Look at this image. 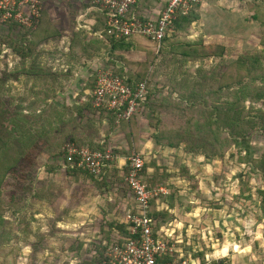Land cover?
Wrapping results in <instances>:
<instances>
[{
	"label": "rangeland",
	"instance_id": "rangeland-1",
	"mask_svg": "<svg viewBox=\"0 0 264 264\" xmlns=\"http://www.w3.org/2000/svg\"><path fill=\"white\" fill-rule=\"evenodd\" d=\"M87 1L90 3L91 0ZM41 3L42 9L51 13L56 7L68 5L72 9L76 7L71 0H41ZM255 15H257V19H254ZM191 18L192 23L181 22L174 27L176 30L174 29V32L169 34L170 38L162 42L158 53L155 51L156 46L150 41L143 37H135V42L141 48L132 47L126 58L125 55L120 56L134 64L144 62L148 65V70L154 71L153 76L156 81H151L149 84L152 96L150 107L148 106L144 112L135 116L132 122L120 125H116L104 115L98 117L93 114L91 117L87 113L85 116V122L93 120V123H96L98 118L103 119L100 120L101 123L98 122V137H94V141L91 142L99 146L111 147L113 165L108 168L112 171L108 174L104 173L107 176L111 175L110 178H113L112 182L115 184L113 189L116 188L117 191V195H114L112 192L114 190L107 187L103 188L101 192L96 190V193L93 194V190L96 189L95 182L87 178L85 174L75 175L90 186L81 185L82 198L79 201V208L76 209L89 216L96 206L97 213L100 210L97 220H94L98 217L95 211L93 219L86 222L81 221L82 230L85 228V232L87 231L88 234L83 233L77 236L63 234V232L66 233L65 225L58 229V225L53 228L54 224L50 223L57 215L56 211H60L54 200L52 203H48L45 208L33 201L35 189L40 187L51 194L53 196L51 199H55V201L62 199L63 196L69 198L73 194L80 193V189L74 193L75 188L68 186L69 180H72L74 174L67 173L70 177L65 180L59 169L53 174L45 171L49 166H53L55 169L57 166L63 167V157L59 153L65 142L58 145L57 137L50 134V140L47 141V136L42 134V138L37 140L36 145L26 155L28 159L21 162L20 166L7 175L1 184L0 264H13L15 254L17 264H71V261L74 264H87L91 260L95 233L106 232L108 228L106 222L109 223L112 220L121 222L125 209L130 207V196L124 185L123 177L127 159L132 152L139 153L144 157V165L149 164L150 166L147 172L151 170L154 173L156 171L154 168L158 166L167 172L173 171L174 175H179L182 171L183 173L189 172L194 176L191 180H186L189 190L187 197L182 196L183 199L193 203L180 202L181 206L177 216L168 212L167 214L170 216H165L166 220L173 219L165 226L169 232H172L176 225L180 224L179 230L175 232L178 236L176 237L183 241L182 250L184 249L192 256L195 254L201 257L208 254L209 260L218 258L217 255L212 254L214 251L224 250L227 254L230 249L238 250L240 247H245L243 252L258 249L263 250L264 253V178L255 162L264 154V121L256 119L258 124L250 126L251 130L246 135L250 148L248 155H245L244 150L229 146L222 157L208 160L201 155L189 153L184 143L179 144V147L176 148L167 147L168 142H177L179 138H182L183 126L196 122L202 115V108L206 109L203 113L204 117L208 116L207 112L211 108L213 109L214 103L220 104L224 108L227 91L224 88L219 90L218 87L224 82H232L233 78L240 74L238 68L231 67L223 78L227 67L237 61L240 56L258 55L264 50L261 43L264 35L262 26L264 0H203L196 11L191 13ZM5 30L6 26L0 25V36L4 35ZM4 39L7 40L2 37L0 41ZM8 43H3L1 46L3 53L0 56V109L6 105L10 111L9 114H11L13 113V104L19 103L17 96H22L25 92H17L13 89V67L18 65V61H13V51ZM206 47H209L208 51L205 49ZM220 48H225L222 57L207 58L204 56L207 52H221ZM141 50H144V54L138 52ZM151 51H155L152 57L156 61L155 64L152 63V58H148L151 56L148 55L152 53ZM104 54L103 66L111 60L110 56L105 52ZM117 62V68H121L123 64L121 61ZM134 70L138 72V66H134ZM91 76V73H85L83 79L72 83L79 89V95L84 94L85 97L90 93L91 88L88 87V81L92 80L89 79ZM218 92H221L219 100H216L219 98V94H216L215 99L209 96ZM78 93L66 94L63 97L58 96L57 99L51 98L50 100L60 103L61 98H64V104L68 103L67 108H70ZM73 98L75 99L73 100ZM204 101H206L207 107L203 103ZM193 104H201L202 108L200 106L194 108ZM22 106L24 105L22 104ZM214 109L213 112L211 111L214 113L213 119H224V112H216ZM259 109L264 111L261 102L253 105L250 100L245 102L248 125L249 122H253L252 117L258 114L257 110ZM40 113L33 110L27 111L28 124L33 126L38 122L37 124L44 127V130H46V124L52 119L55 121L62 115L68 118L66 115L70 114L50 110ZM4 116L6 115L0 114V121ZM47 134L49 135V132ZM111 136L113 139H110ZM185 138L192 140L195 136H186ZM110 142H115L117 145L114 146L113 143L111 146ZM216 148L224 150L225 147L220 144ZM118 164L122 167L115 169ZM185 167L188 171L183 169ZM63 169L65 170V168ZM161 172L163 171L161 170ZM85 176L87 179L84 178ZM38 181L45 182L40 184ZM158 183L164 185L163 182L159 181ZM51 184L53 187L50 186ZM178 184L181 185L180 182ZM30 188L32 189L30 190ZM95 194L101 200L99 205H96L92 198ZM160 196L161 193L155 197ZM23 199L28 201L25 203L26 200L22 201ZM38 212L44 218L38 215V218H35L34 215ZM108 212L112 213V219L107 216ZM45 213H47L46 216ZM22 222H31L34 228V232L28 235L27 241L21 236L17 238L13 236L15 228ZM116 224H113L114 228H116ZM20 227L23 228V224ZM37 230H45V234L43 232L36 234ZM94 230L96 232L90 235ZM81 244H86V246L81 248ZM79 248L80 251H78ZM72 251L74 257H70L68 254ZM254 262L250 263L254 264Z\"/></svg>",
	"mask_w": 264,
	"mask_h": 264
},
{
	"label": "trees",
	"instance_id": "trees-1",
	"mask_svg": "<svg viewBox=\"0 0 264 264\" xmlns=\"http://www.w3.org/2000/svg\"><path fill=\"white\" fill-rule=\"evenodd\" d=\"M198 6L199 5L194 6V8L189 12L188 15L177 17V19L173 22L172 33L174 32L175 29L174 27L178 26L179 23L183 22L190 24L193 22L191 18V13L196 11ZM46 17H47L46 10L42 9L40 22L35 29L24 28L20 26L18 23L14 22L13 20H8L0 23V25L6 26V30H5L6 32L4 33V35L0 36V39L2 37L7 38V40L4 39L0 41V56L3 53L1 46L3 45V43L5 44L6 42L7 43L9 42L8 45L13 51V61L16 60L18 61L19 64V65L16 64L18 66L17 70H15V68L13 69L14 71L13 81L14 82L16 81L18 82V84H21L22 88L19 90L22 93L25 92L22 96H17L19 103L13 104V113L9 114L10 111L6 105H3L2 108L0 109L1 111L0 114L6 115L2 117V121H0V189H1V184L4 181L5 177L10 173L14 172V170H16L20 166L21 162L28 159L26 155L28 154L30 149L36 145L37 140L42 138V134L44 136H47L46 138L47 141L50 140V134H51V136L57 137L58 145H60L61 142H65L59 155L63 157L64 165L65 164L67 165V167L65 165L67 173H72L76 176H81L79 174H83V175L85 174L87 178L95 182L96 190L101 192L103 188H107L110 185L111 186L113 185V182L110 178L111 175L107 176V174L112 171V169L108 167L113 165L112 163L113 160L108 163L107 167L104 169L101 175L94 176L89 172L83 171L77 168L76 166H74L73 163L76 160V158L75 157L69 158L65 152L66 145H75L79 148L88 147L92 150L101 151V152L110 150V152L113 155V151L108 147H104L105 145L99 146L91 142L94 141L93 140L94 137H98L99 135L98 122H100V120L102 121L103 119L98 118L99 120H97L98 122L96 123H93V120L89 122H85V116L87 115V113H89L90 115L93 114L98 115V117L104 115L108 119L112 120L114 123L116 122V116L113 112L108 111L105 108L94 107L92 90L94 89L95 86L96 74L92 73V76L89 78L92 80L88 81V87L91 88L90 93L88 95H85V97L84 94L77 95L76 96L77 98L75 97L76 99L73 101V105L70 106V108L69 107L67 108L66 104H64V106L63 104L61 106H58L57 104L51 102L50 100L51 98H55V99L58 98V95L56 93V87L65 86L63 81L65 83L67 82L69 83L70 81V79H68L69 72L64 73L62 71H51V69H49V71L43 73L44 74L43 79L41 78L40 75H38L39 72H35V75L33 77H30L29 75H25V76L23 75V77L20 78V76H18L19 74L18 71L20 69L21 71L23 70L22 72H26L23 61H25L27 57L32 56L36 52V47L39 46L38 43L40 42V40L45 38V35L47 36L48 33L51 32L50 29L51 27L49 26L50 22L48 20V17L47 19ZM140 18H145V17H140ZM100 19L98 22L100 23V27L97 28L100 32H103L102 39L103 41H105V43L109 45V50L111 51V54H114V52L116 51H122L128 53L131 52L132 47H135L137 49L141 48L134 40L135 37H140V36H134L129 39L117 40L112 36L106 34L105 16L100 15ZM254 19H257V15L254 16ZM262 26L264 27V22ZM44 27L45 30L42 31L41 29ZM168 38H170L169 35L166 38H164L162 42L166 41ZM150 42L156 46L155 51L156 53H158L159 49L161 48L162 42L160 45L152 41ZM261 43L264 46V35L262 37ZM205 49L208 51L209 47H206ZM220 49L221 52L218 53L207 52L204 54V56L207 58L222 57L223 53L225 52V48H220ZM155 51H151L152 53L148 54L151 55L150 57H148L149 59L153 57ZM161 52L163 53V51ZM120 56H114L116 61H110L112 68L111 67L108 68H111L115 75L123 78L125 84L129 87L134 88L140 82L146 83L147 93L143 103H141L142 110L139 112L141 114L148 106L150 107L151 104L150 101L152 99V96L150 94L149 84L151 81L152 82L156 81L153 76L154 71L148 70L147 69L148 65L144 62L142 63L137 62L136 64H134ZM117 61H121L124 68H122L123 66L121 68H117L116 66L117 65L116 63H118ZM151 61L154 64L156 62L155 60H153V58L151 59ZM19 66L22 67L19 68ZM134 66H138L139 68L138 72H135ZM231 67H234L236 69L238 68L240 74L234 77L232 82L230 83L224 82L223 84H220L218 87L219 90L224 88V90L227 91L226 99L224 102V108H222L220 104L214 103L212 105L213 109L215 108L214 110L216 112L218 111L224 112V119H218V118L217 120L213 119L212 115L214 113H211V111L213 110L212 108L208 110L207 112L208 116L204 117L203 113H205L206 109L202 108L201 104L198 105L193 104L194 108L200 106L204 110V111L202 110V115L199 117V119L196 122L192 124H188L187 126H183L184 128L183 131L181 132L182 138H179L177 142H168L167 143L168 148H176L179 147V144L184 143L187 148L186 150L189 153L195 155H201L208 160L214 159L215 157L216 158L222 157L225 154V150L227 151V147L229 146L230 147L233 146L235 148L244 150L245 155H248V153L250 152V148L248 147V142H247L248 137L246 135L248 131L251 130L250 126L255 125L257 123L256 119H259V121L260 119L261 121H264V111L262 109L257 110L258 114L252 117L253 122H249L250 124L248 125V123L246 122L247 116L245 112V102L250 100L251 105H253L254 103L261 102V104L264 106V50L261 51L258 55L257 54L251 56L249 55L246 57L240 56L237 59V61L231 63L227 67V71L223 74V78H225L229 68ZM42 85L46 86L47 90L42 91L41 89ZM216 94H219V98L216 99L219 100L221 97V92L212 93L209 96L215 99ZM203 103L207 107L206 101H204ZM22 104L24 106H22ZM29 110L38 111L39 113L45 110H50L53 112L55 111L68 112L70 114L69 116L66 115V117L68 118L63 117L62 115L60 118H58L55 121L54 119H52L51 121H49V123L46 124L45 126L46 130H44V127L39 126V124H37L38 122H36L33 126L28 124L29 117L27 116L28 114H26V112ZM139 113L134 114L127 121L119 122L117 125L127 124L132 122L134 120V117L137 116ZM95 125L98 127V129L93 128L96 127ZM191 126L194 127L192 128ZM90 127L91 129L89 130ZM263 129H264V125H263ZM47 132H49V135L47 134ZM186 136H195V138H193L192 140H187L185 138ZM220 144H223V146L225 147L224 150H218L216 148V146ZM255 162L257 168L262 173V177L264 178V154ZM149 168H150L149 164H145L141 175L143 177V180L148 184L149 189L152 191L158 189L159 181L165 183L166 181H169L170 178L172 179L174 176L173 171L167 172V170L161 169L158 166L156 167L157 168L156 171L152 173L151 176H149L147 172ZM46 169L48 172L51 171L50 173H54L55 171V167L53 166L52 167L49 166ZM183 169L188 171L186 167ZM161 170L163 172H161ZM104 172H106L107 174ZM126 173H127V167L125 170V175ZM86 176L84 177L85 179H87ZM179 176L185 179V181L194 178V176H192L189 172L183 173L182 171L180 172ZM123 178H125V176ZM38 182L40 184H43L45 181H38ZM124 185L126 186L127 192L129 194V189L125 181H124ZM31 189L32 188H30V190ZM52 197L53 196L51 194H48V192L44 191L43 187H40L39 189H35L33 201L37 202V201H41L42 198H45L44 200H48V202L53 200L55 202V199H51ZM24 200H26L25 203L28 201L27 199H23L22 201ZM160 200H162L161 196L160 197L153 196L150 200L149 216L153 218L156 222L154 227V233H156L158 230L162 228H165V226L168 225L173 220V219L166 220L165 216L169 217L170 215H168L167 212L165 211L158 210V204ZM39 213L40 212H38V214ZM59 215L60 214H57L56 216L60 217ZM114 223H117L116 228H114L113 226ZM22 224H23V228L20 227ZM53 224L54 225L52 227L54 228L55 223ZM106 225L108 227L107 231L106 232L102 231L104 233L101 234V237H99V239L96 240L91 251L92 253L91 260L87 262V264L102 263L107 246L112 244L119 236H128L127 225L125 224L124 219H122L121 222H115L114 220H112L109 223L106 222ZM33 232H34L33 225L31 222H25V223L22 222L19 226H17V228H15L13 232V236L15 238L21 236L22 239H25L27 241L28 235H30ZM39 233L42 232L37 230L36 234ZM176 236L177 235L175 232L174 237ZM180 242L181 243H179L178 247L181 248V245H183V241L181 240ZM84 245L85 244H81V248H83ZM186 245L184 246L185 248L187 247ZM78 251H80V248ZM73 254H74L73 251L69 252L70 257H74ZM175 256L180 257L181 259H187L189 257L193 259H199L202 263L206 262V260L209 258L208 254H205L201 257L195 254L192 256L191 254H189V252L185 251L184 249L182 250V248L175 254ZM218 263L230 264V261L228 259L223 260L219 258ZM13 264H17L16 254L15 257L13 258Z\"/></svg>",
	"mask_w": 264,
	"mask_h": 264
},
{
	"label": "built area",
	"instance_id": "built-area-1",
	"mask_svg": "<svg viewBox=\"0 0 264 264\" xmlns=\"http://www.w3.org/2000/svg\"><path fill=\"white\" fill-rule=\"evenodd\" d=\"M203 0H167L157 19L140 18L132 13L138 0H91V6L105 16V32L117 40L134 36L146 38L158 45L172 32L173 22L178 16H186ZM41 0H0V23L13 20L20 26L35 29L41 19ZM103 32H101L102 35ZM147 93L146 83L140 82L134 88L115 75L111 68H100L92 90L94 107L105 108L116 116V124L129 120L142 110ZM69 158H76L73 165L94 176L103 173L113 160L110 150L101 152L88 147L66 145ZM126 182L133 205L124 214L128 236H119L107 246L100 264H219L218 259H181L175 254L181 250L175 231L162 228L154 233L155 220L149 216L150 200L162 193L152 191L141 175L144 158L132 152L126 163Z\"/></svg>",
	"mask_w": 264,
	"mask_h": 264
},
{
	"label": "crops",
	"instance_id": "crops-1",
	"mask_svg": "<svg viewBox=\"0 0 264 264\" xmlns=\"http://www.w3.org/2000/svg\"><path fill=\"white\" fill-rule=\"evenodd\" d=\"M71 1H73V4L76 6L74 7V9H72L68 5V3H67L68 6L54 8L52 13L45 9L48 20L50 22L49 26L51 27L50 28L51 32L48 33L47 36L45 35V38L40 40V42L38 43L39 46L36 47V52L32 56L27 57L25 61H23L26 72H22L23 70L21 71L20 69L18 74L20 78L23 77V75L24 76L29 75L30 77H33L35 75V72H39L38 75H40L41 78L43 79L44 78L43 73L49 71V69H51V71H62L64 73L69 72L68 75V79H70L69 83L68 82L65 83L63 81L65 86L56 87V93L60 97H63L66 94L78 93L79 89H77V87H74L72 83H74L76 80L83 79L85 73L89 72V74L90 73L92 74L94 72L96 73L97 69L105 68L106 66L111 67V63L109 62L110 63L109 65L107 60H106L107 65L104 66L102 65L103 56L105 55L104 52L108 56H110L111 59L110 61H116L114 57L116 55L117 56L125 55L126 58L127 57L126 55H128L129 53V52L126 53L122 51H116L114 52V54H111V51L109 50V45L105 43V41H103L102 38H100L102 37V35L97 28L100 27V23L98 22L101 14L96 9H94L90 5V3H88L87 0H71ZM166 2L167 0H138L136 6H134L132 9V13L135 14L136 16L155 20L159 16L160 11L166 5ZM41 30L44 31L45 27L42 28ZM138 52L140 54H144L142 50ZM14 68L15 70H17L18 66L13 67V69ZM20 88H22V85L18 84V82L16 81L15 82L13 81V89L18 92L20 91L19 90ZM41 89L42 91L47 90L46 86L44 85L41 86ZM77 95H79V93ZM74 99L75 98H73V100ZM64 103H65L64 98H61L60 103L55 102V104H57L58 106H61V104ZM67 105L69 104L67 103L66 106ZM71 105H73V102L71 103ZM102 127L104 128L103 125ZM93 128L98 129L97 126ZM90 129L91 127L89 128V130ZM110 139H113L112 136ZM113 143L114 146L117 145L115 142ZM113 143L110 142V145L112 146ZM122 163L124 164V162ZM62 166L63 167L61 168L57 166L55 171L59 169L62 178L66 180L70 176L67 175L65 165L62 164ZM120 167L122 166H119L118 164L115 166V169H120ZM63 168H65V170ZM154 169L156 170L157 168L155 167ZM45 171L47 173L51 172V171L48 172L47 170ZM152 173L153 172L149 170L148 172L149 176H151ZM112 179L113 178H111V180ZM178 182H180L181 185H179ZM82 184L87 185V187H90L87 183H84L81 178H78L75 175L72 176V180H69L68 186L70 185L71 187L75 188L74 193H77L78 189H80L79 190L80 193L77 195L73 194L74 196L71 195L69 196V198H65L63 196L62 199H58L57 201H55L56 205L60 209V211L59 212L56 211V213L57 214L59 213L60 217L58 218L57 216H55L54 220L52 221V219H50V221L55 222V227L58 225V229L60 226L65 225L64 230L66 231V233L62 231L63 234L77 236L83 233H87V231L85 232V228H83L84 230H82L83 226L80 223L82 220L86 222L87 220H91L94 218L93 215L95 214V211L97 209L96 205L97 204L99 205L101 201L97 194L93 195L92 198L96 202V205L93 206H96V209L94 208L93 213L91 212L90 216L85 213L84 214L80 213L77 209L80 206L79 203V201L81 200L80 198H82L81 197ZM113 185L115 184L113 183ZM113 185L112 186L110 185L109 187L112 188V190H114L112 191L114 192V195H117L116 188L113 189ZM50 186L53 187V185ZM158 188L163 190V192L161 193L162 200H160L158 204V210L160 211H165L168 212L169 214L177 216L178 215L177 212L181 206L180 202H185V203L188 202L187 204L193 203L192 201H187L186 199H183V197H187V191L189 189L185 179L181 178L179 175H174L173 178L172 179L170 178L169 181H166L163 186L158 185ZM88 190H90V188H88ZM94 192L96 193V189L93 190V194ZM88 194L90 195L91 192L89 191ZM128 195L130 196L128 197L131 201L130 205L132 207L133 199L130 193ZM52 202L53 201L48 202V200H44V199L41 201H37V203L41 204L43 208H45L48 203H52ZM131 207H127L125 211ZM99 213L100 210L97 213V216ZM46 214L47 213H45V216ZM37 215L40 216L41 218L43 217V215L41 216V214L38 213L34 215V217L36 218ZM107 216H109V218L112 219V213L108 212ZM98 218L99 216L96 217L94 220H97ZM47 222H49V220H47ZM52 222L50 223L53 224ZM179 226L180 224L176 225V228L173 229V231L179 230ZM44 231L45 230L43 231L40 230V232L43 233ZM58 232L61 233V231ZM94 232L96 231L94 230L93 232L90 233V235H92ZM93 237L92 238L96 242V240L99 239V237H101V234L95 233ZM244 248L245 247H240L238 248V250L230 249L229 252L232 254H230L229 252L225 254L224 250L223 251L220 250L212 254L217 255L218 257L217 259L219 258L228 259L230 261V264H249L251 261H255L254 264L263 263L264 261V253L262 252L263 250L252 249L250 252L247 251L243 252ZM247 256H249V258H246ZM70 263L74 264L72 261Z\"/></svg>",
	"mask_w": 264,
	"mask_h": 264
}]
</instances>
